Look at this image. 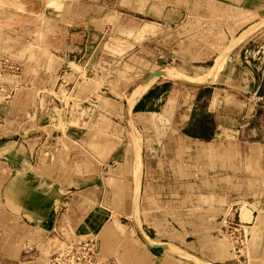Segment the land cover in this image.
Masks as SVG:
<instances>
[{
	"label": "rangeland",
	"instance_id": "rangeland-1",
	"mask_svg": "<svg viewBox=\"0 0 264 264\" xmlns=\"http://www.w3.org/2000/svg\"><path fill=\"white\" fill-rule=\"evenodd\" d=\"M73 1H77L74 10L67 9V3ZM256 3L259 2L60 0L56 8L64 25L62 33H58L62 37L70 34V40L65 39L72 41L73 47L43 43L42 35L40 43H27L18 53L9 50L8 46L15 44L0 43L5 48L0 51V56L5 57L1 60L0 84L14 82L7 91L2 90L5 100L16 94L0 113V159L15 169L13 175L24 177V187L8 196L5 186L11 176L4 178L5 171L0 169V264H47L51 249L60 240L53 233L34 229L39 222L27 219L19 206L32 190H50L52 187L46 184L53 183L66 186L60 198L53 197L58 206L53 212L56 223L72 191L92 185L102 189L105 195L93 204L92 210L96 208L99 215L103 209L108 212L107 221L114 219L123 224L125 233L120 237L130 243L123 263L134 261V251L151 250L149 243L160 239L169 242L163 244L166 249L162 252L174 257L176 264H227L236 260L232 254H216L213 247L220 239L211 227L214 219L221 218V212L233 204L239 211L242 206L243 220H248L247 208L255 211L253 222L245 225L255 224L259 210L264 216V151L247 152L249 144L238 140L214 144L216 149L207 145L209 154L197 153L178 138L175 128H168L171 137L164 139V120L157 126L141 122L127 111V99L159 70H178L192 77L203 70H215L222 52L233 40L264 19V6L257 9ZM252 12L257 14L237 27ZM235 50L255 51L246 53L255 56L251 63L264 65V25L230 49L223 65ZM64 59L68 66L63 64ZM67 71L74 74L68 75ZM163 80L172 82L160 77L152 84ZM198 86L188 92L193 94ZM240 96L245 98L246 92ZM180 145L187 149L181 150ZM19 147L25 149L17 156L16 166L5 156L8 150ZM112 150H118L117 154L112 155ZM122 158L127 163L121 174L123 180L107 185L104 178L112 174L110 169ZM90 162L92 168L88 167ZM135 165L138 171L133 172ZM72 179L77 181L71 183ZM116 185L122 189L117 197L125 202H112L110 189L115 190ZM244 200L255 203L257 208L248 207ZM212 208L218 215L211 216ZM90 210L89 204L86 211ZM81 221L80 218L78 222ZM258 223V229L252 231L258 242L256 253L250 254L248 244V255L242 259L247 263L253 255L255 264H264V218ZM143 228L156 231L158 239L148 243ZM62 231L67 239L95 238L101 248L97 230L85 232L74 222L67 228L63 226ZM221 238L229 242L237 258L230 238ZM119 239L112 238L109 245L121 251L124 240L116 242ZM142 259L149 264H163L161 258L150 255L144 254ZM109 260L111 264L116 262L114 255Z\"/></svg>",
	"mask_w": 264,
	"mask_h": 264
},
{
	"label": "crops",
	"instance_id": "crops-1",
	"mask_svg": "<svg viewBox=\"0 0 264 264\" xmlns=\"http://www.w3.org/2000/svg\"><path fill=\"white\" fill-rule=\"evenodd\" d=\"M50 1H52L51 5L49 4ZM200 1L201 0H198V2ZM59 2L60 0H0V43L8 41L11 44H15L14 47L11 45L8 47H10V52L18 53L20 49H23L25 46H27V43H40V38L42 35L43 43H51L53 45H59L61 43L60 45H62V47H66L67 45H72L73 47L74 43H72V41H66L68 40L65 39L66 35H63V37L61 35V28L64 24H61L60 11H58L56 8V5H58ZM76 2L77 1H73V3L70 4L67 3V9L74 10ZM257 2H259L255 5L257 9L264 6V0H257ZM256 14V12H252L251 16L246 17L238 24L237 27H240ZM118 25L123 27L124 24L119 22ZM262 25H264V19L258 23L259 27H254L259 30ZM250 29H246L244 32L249 31ZM58 31L61 33H58ZM37 32L39 34H36ZM244 32L242 33L243 35ZM242 34L236 37L233 42L225 49V51L222 52V55L219 58V65L215 69V71H220L216 79L217 81L215 80L212 84L209 83L208 85L200 87L196 90V92L190 94L188 89L195 86H184L183 84L173 81V78H185L194 81L197 80L188 77H163L172 79V82H161L155 85H153L155 82H153V84L151 83L146 91L140 95L137 101L130 108L131 98H133L136 91L141 89L140 88L137 90V88H139V86L142 84L141 83L133 90L131 94L134 92L135 93L128 99V107L130 109L129 111L132 112L135 117L138 116L141 122L146 125L157 126L164 120L166 129L164 131L163 138L170 139L171 132L168 130V128H175L178 138L185 142L186 145L190 146L189 148H191V146L192 148H195L197 153L209 154L210 151L206 150L207 145L213 146L214 144L218 145L225 143L233 144L238 142V140L240 142H246L249 144V146L246 148L247 152L258 153L264 151V65L258 66L256 64H252L251 57L254 60L255 56L251 55V57H249L250 55L247 54H254L255 51H248L247 53L243 50H235L231 52L223 65L225 54L228 53L230 49L239 44L237 42L240 41ZM252 34H250L248 37H250ZM34 37H36L35 40ZM66 37H69L70 40V37L72 36L69 34ZM247 38L242 39L244 41ZM75 48L82 49V47L79 45H76ZM4 50V46H1L0 44L1 53ZM3 58L5 57L0 56V68L2 63L1 60ZM26 64L27 59L24 61V69L27 67ZM63 64L68 66L69 63L64 59ZM199 67L200 65H197V68ZM24 69L21 72L22 75H24ZM67 72L68 75L74 74V72L71 71ZM12 85L14 86V82H3L0 84V113H2L1 109H7V103L12 102V98H15L16 94L14 93L11 99L8 101L5 100V93L2 91H7L10 87H12ZM242 92H246L245 98L240 96ZM103 101L106 103L111 102L106 98H103ZM136 106L137 111H135ZM179 148L181 150L187 149L182 145H180ZM214 148L215 146H213V149ZM23 149L25 148L19 147L16 150H8V152H6L7 156L5 157L15 162L17 166V161H19L17 156H19V154L24 151ZM111 152L112 155H116L118 150H112ZM8 155H13L15 158L8 157ZM124 159H120L117 162L116 167L110 169L112 174H109L104 178V181L107 185L108 182L117 184V182L119 183V181L121 182L123 180L121 174L127 165ZM8 165L9 163L7 161L0 159V169L5 171V174H3L4 178L11 176L9 181V183H11L6 184L5 191L7 192L8 196H12L13 194L17 193L19 189L24 187V177L21 175H13L14 173L12 171L15 169H10ZM88 165L89 168L93 167L92 162H90ZM6 166L8 173L7 170L4 169ZM141 166L142 164L140 158L139 170L141 169ZM137 168L138 166L136 167L135 165L133 172L138 171ZM15 176L16 178H14ZM76 181L72 179L71 183H75ZM25 183H27V181ZM46 185L48 187H52V189L50 188V190L43 192L39 190H32V195L23 200L19 207L22 209L25 214L24 216L27 219L40 223L34 226V229L48 232V234L53 233L56 235V238L60 240V244L51 249V254L59 250L64 240L67 239L62 235V227L64 226L67 228L69 224L75 222L76 225L82 228L85 232L90 230L98 231L101 240V248L100 256L98 257L96 264H111L109 258L112 255H114L116 258V262H113V264H117L118 262L120 264H126L123 263V260L126 254L129 252L130 243L127 242L126 238L120 237L121 234L125 233L123 224L119 222V220L114 219L107 221L108 212L103 209L102 213L99 215H97L96 208L92 210V208H94L93 204L95 203L96 205V202L98 200H102V196L105 195L98 185H92L88 186L87 188L74 191L71 189L70 191H72L74 194L70 197V202H68V206L61 214L60 219H58V223H56L57 221H55L54 218L55 214L53 213L57 211L58 206H56V202H53V197L55 196L56 198H60L63 191L62 188L66 186H61V184L60 186H57L55 183ZM110 190L114 196L112 202L116 201L118 203L121 200L125 202L124 198L117 197L122 192L121 187L116 185L115 190ZM23 191L21 192L23 193ZM75 200L79 201H77L74 205ZM244 201L247 202L248 207L250 205L255 209L257 208L255 203L251 204L246 200ZM89 204L91 205V210L86 211ZM241 207V220L246 224H251L255 219V211L247 208L250 211L247 212V214L245 213V215L248 217V220H243V211L241 212ZM225 212L226 209L221 212V218L216 217L214 219V223L211 227L216 233V236H219V239L221 240H218L213 247L216 250V254L218 256H230V254H232V257L236 260H231L227 264H239L238 261L241 262V264H255L256 257L253 255L252 258L250 255L248 263L242 261V258H239L238 256V259L234 257L229 242L226 239L221 238V236H224L222 234L221 228L222 219L225 215ZM260 212L261 211L259 210L255 224L253 226L247 225V229L251 235L249 241L250 254H253V252L256 253L257 249L258 242L255 240V234L253 236L252 231L258 229V221L264 218ZM217 213L218 211H216V208H212L211 216H215ZM80 218L82 221L78 222ZM159 224L161 226L163 222ZM168 227L171 228L170 226ZM169 228L168 232L172 233ZM165 229V231H167L166 227ZM143 232L146 239L150 242L158 239L156 237L157 232L154 230L147 231L143 228ZM116 236L120 238L119 241L116 242L119 243L124 240V245H122L121 251H118L116 248L113 249L109 245L110 240ZM208 238H211L210 235H208ZM160 240V242L154 244L163 246V244L169 243L163 239ZM185 241L187 242V239H184V242ZM143 252H145V255L161 258L163 264H176L175 258L167 253L162 252V250L146 249L143 250ZM143 252L141 253L134 251V261L131 260L130 263L135 262L134 264H149L147 263L148 261L142 259L144 256Z\"/></svg>",
	"mask_w": 264,
	"mask_h": 264
},
{
	"label": "built area",
	"instance_id": "built-area-1",
	"mask_svg": "<svg viewBox=\"0 0 264 264\" xmlns=\"http://www.w3.org/2000/svg\"><path fill=\"white\" fill-rule=\"evenodd\" d=\"M222 229L230 238L235 255L246 258L251 235L240 218L237 204L231 207ZM63 244L49 256L47 264H96L100 256V246L95 238L66 239Z\"/></svg>",
	"mask_w": 264,
	"mask_h": 264
},
{
	"label": "bare ground",
	"instance_id": "bare-ground-1",
	"mask_svg": "<svg viewBox=\"0 0 264 264\" xmlns=\"http://www.w3.org/2000/svg\"><path fill=\"white\" fill-rule=\"evenodd\" d=\"M262 24H263V22H262ZM260 25V24H259ZM256 26H258V24L256 25ZM259 27V26H258ZM251 28V27H250ZM249 28V29H250ZM257 29H256V27H253V28H251L249 31H246V32H244V35L242 34V37H241V39L243 38V39H245V38H247L250 34H252L253 32H255ZM240 39V41H238L237 43H241V41H243V39L241 40ZM236 42V41H235ZM238 45V44H237ZM234 48V47H233ZM230 52V51H229ZM200 68V67H199ZM202 70V69H201ZM219 72L220 71H215V70H208V71H205V70H203L202 72H200L198 75H196L195 77H192V76H189V75H187V74H184V73H182V72H180V71H178V70H171V69H163L162 71H161V73L160 74H158V75H156V76H154L153 78H151L150 80H146V81H143L142 82V84L139 86V88H137V90L138 89H140V90H138V91H136V93L134 94V96H133V98H131V102H130V108L132 107V105L137 101V99L140 97V95L144 92V91H146V89L147 88H145V86L146 85H150L151 83H153L156 79H158V78H160V77H188V78H191V79H195V80H198V81H194V80H190V79H185V78H173L174 80L173 81H175V82H180V83H185V84H188V85H191V86H198V85H205V84H209V83H213L216 79H217V76H218V74H219ZM155 73V72H154ZM133 94H131V95H133ZM128 110H130L129 109V107H128ZM133 130V129H132ZM141 153H142V149H141ZM142 154H140V158H141V164H142ZM137 157V156H136ZM139 159V158H138ZM138 163H140V162H138ZM234 205V204H233ZM233 205H231L230 207H229V209L226 211V213H225V215H224V218H223V220H222V225L224 224V222H225V219H226V216H227V214L230 212V209H231V207L233 206ZM221 231H222V233L224 234V235H227V234H225L224 232H223V230L221 229ZM228 236V235H227ZM155 245H159V244H155Z\"/></svg>",
	"mask_w": 264,
	"mask_h": 264
},
{
	"label": "water",
	"instance_id": "water-1",
	"mask_svg": "<svg viewBox=\"0 0 264 264\" xmlns=\"http://www.w3.org/2000/svg\"><path fill=\"white\" fill-rule=\"evenodd\" d=\"M215 62V61H214ZM214 62H213V64H214ZM212 64V65H213ZM161 71L162 70H159V71H156L155 73H153L152 75H150L147 79H145L144 81H146V80H150L151 78H153L154 76H156V75H158V74H160L161 73ZM168 81H170V80H163L162 82H168ZM158 83H161V82H158ZM157 83V84H158ZM205 85H208V84H205ZM205 85H199L198 86V88L197 89H199L200 87H203V86H205ZM127 111H128V99H127ZM144 237V236H143ZM145 239V238H144ZM148 243H149V241L147 240V239H145ZM149 246L151 247V249H153V250H165L166 248L164 247V246H162V245H155V244H150L149 243Z\"/></svg>",
	"mask_w": 264,
	"mask_h": 264
},
{
	"label": "trees",
	"instance_id": "trees-1",
	"mask_svg": "<svg viewBox=\"0 0 264 264\" xmlns=\"http://www.w3.org/2000/svg\"><path fill=\"white\" fill-rule=\"evenodd\" d=\"M135 111H137V106L135 107Z\"/></svg>",
	"mask_w": 264,
	"mask_h": 264
}]
</instances>
